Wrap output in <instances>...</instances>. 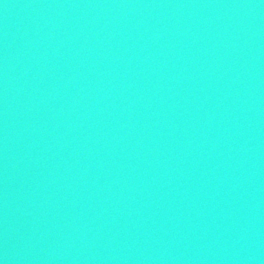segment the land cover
<instances>
[{
	"label": "water",
	"instance_id": "1",
	"mask_svg": "<svg viewBox=\"0 0 264 264\" xmlns=\"http://www.w3.org/2000/svg\"><path fill=\"white\" fill-rule=\"evenodd\" d=\"M0 264H264V0H0Z\"/></svg>",
	"mask_w": 264,
	"mask_h": 264
}]
</instances>
